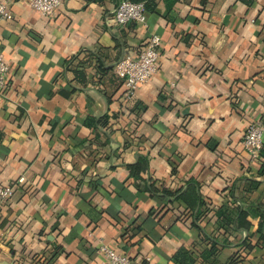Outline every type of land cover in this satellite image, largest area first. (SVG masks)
Listing matches in <instances>:
<instances>
[{
    "label": "crops",
    "instance_id": "obj_1",
    "mask_svg": "<svg viewBox=\"0 0 264 264\" xmlns=\"http://www.w3.org/2000/svg\"><path fill=\"white\" fill-rule=\"evenodd\" d=\"M118 1L61 0L43 16L11 0L12 18L0 21L9 66L0 182L15 188L0 204V264H98L100 244L175 264L179 247L200 248L190 227L197 201L137 191L126 165L138 155L158 187L197 183L190 188L209 206L230 191L245 207L264 202V171L241 143L247 125L264 118V0H156L145 24L116 25ZM151 35L160 39L157 71L126 97L114 63ZM88 52L105 70L84 64L82 85L64 64ZM104 115L106 125L94 128ZM213 219L205 220L208 232ZM232 250L221 249L218 263L229 264ZM263 261L264 247L243 264Z\"/></svg>",
    "mask_w": 264,
    "mask_h": 264
},
{
    "label": "trees",
    "instance_id": "obj_2",
    "mask_svg": "<svg viewBox=\"0 0 264 264\" xmlns=\"http://www.w3.org/2000/svg\"><path fill=\"white\" fill-rule=\"evenodd\" d=\"M135 2L142 1L145 5L146 11H153L156 6V0H131ZM142 46V45H141ZM141 48V47H140ZM87 58L79 59V53L72 55L65 61V71H72L74 78L80 84H86L88 81L87 74L85 72L84 64L87 66H93L97 71L101 72L104 66L100 63L99 59L92 52H88ZM131 97V96H126ZM94 128L97 125H106L107 116H101L97 120H93ZM95 134L97 132L95 130ZM0 133V140L2 138ZM259 171H264V143L259 153ZM126 167L129 170L130 177L133 179L135 189L139 192L146 193L149 197H162L167 198L168 202L175 200L187 201L188 206H192L188 203L191 198H194L197 203L192 208L190 227L197 232V238L201 243L200 248L194 246L191 247H179L171 257V261L175 264H219L218 256L221 249L229 247L233 250L230 252L226 261L229 264H243L245 258L257 248L264 247V202H255L248 204L246 207L242 204H236L234 194L230 192L228 199L216 206H209L207 202L200 197L199 188H190L191 185L197 183L187 182L189 188H177L171 190L164 186H156L155 180L151 177H144L143 173L148 169V161L145 156L138 155L133 163L127 164ZM259 172V173H260ZM257 181V180H256ZM254 182V181H253ZM247 191L256 188H245ZM213 217V223L215 224V230L208 232L206 230V224L210 220H206L208 217ZM253 219H256L255 222ZM145 217L143 218V221ZM135 222V220H134ZM142 222V221H141ZM141 222L137 224V230L141 226ZM127 229L129 227H126ZM236 232H244L245 235L237 242H231L230 236ZM130 235V234H129ZM133 235V234H131ZM219 235H223L219 238ZM229 235V236H228ZM138 258V257H135ZM140 258V257H139ZM264 264V261L263 263Z\"/></svg>",
    "mask_w": 264,
    "mask_h": 264
},
{
    "label": "built area",
    "instance_id": "obj_3",
    "mask_svg": "<svg viewBox=\"0 0 264 264\" xmlns=\"http://www.w3.org/2000/svg\"><path fill=\"white\" fill-rule=\"evenodd\" d=\"M26 1L31 8L41 15L51 16L55 13L61 0ZM10 4L11 0H0V21L12 18ZM145 12V5L142 1L119 0L113 11L112 21L116 25L129 22L145 24ZM159 49L160 39L155 35H151L135 55L126 53L114 63L113 72L121 80L126 96H133L139 86L147 82L157 71ZM8 70L9 66L4 59L3 52L0 50V96L6 87ZM263 131L264 118L252 121L244 130L241 143L248 155L249 163H254L259 159L263 144ZM14 189V183L5 184L0 182V204L10 200ZM96 252L102 258V261L98 264H152L151 258L147 255L140 258H131L106 244H100Z\"/></svg>",
    "mask_w": 264,
    "mask_h": 264
}]
</instances>
